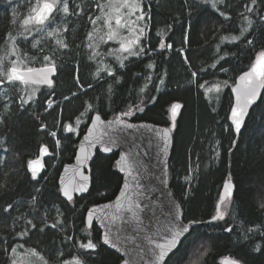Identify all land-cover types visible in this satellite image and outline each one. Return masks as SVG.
Returning <instances> with one entry per match:
<instances>
[{"label":"trees","instance_id":"1","mask_svg":"<svg viewBox=\"0 0 264 264\" xmlns=\"http://www.w3.org/2000/svg\"><path fill=\"white\" fill-rule=\"evenodd\" d=\"M144 1L152 14V21L147 31V38L142 39L143 46L146 49H156L160 42L157 31H166L167 26L171 25V31H166L163 36L166 43L174 45L171 51L167 50L162 54L156 52L151 57H135L125 61L127 67L118 73L123 79L120 84L114 86V94L109 100L106 89L112 78L93 81L91 72L95 71L96 65L87 60V50L81 49L82 55L76 56L75 44L83 40L87 29L77 25L78 18L72 17V27L76 28V32L73 33L70 29L66 38L73 44V48L71 52H66L60 61L65 66L55 77L56 96L53 99L59 102V106L44 112L46 104L32 105L28 111L19 112L13 105V112L9 114L11 118L7 123L0 124V138L5 140L9 149L8 152L0 149V185L5 186L0 188V206L13 203L14 208L18 209V211L10 209L9 213L0 211V237L11 241L15 233L24 227L23 221L14 224L15 217L19 213H30L27 201L35 194L34 189L40 188L41 206L37 208L36 214L43 216L47 210L51 220L56 217V207H59L64 212L66 233L46 229L44 234H38L34 229L29 237L24 240L16 237L14 242L26 243V247L38 243L39 247L51 256L52 264L56 261V255L52 253L53 249H60L65 253L63 258H70L67 253H74L76 249L72 248V242L65 244V234L85 237L87 234L81 229L85 226L83 221L87 210L94 205L112 200L122 183V175L115 167L118 153L112 152L104 156L97 150L91 163L89 192L75 197L72 204L61 198L59 174L65 165L73 162L79 139L87 129L90 117L99 111L102 118L110 119L117 112L126 110L130 103H134L144 110L133 109L134 114L127 117V121L149 122L168 128L171 125L170 106L173 102H180L182 108L172 133L173 147L169 160L168 184L174 198L182 205L184 222L187 223L191 219L203 222L211 219L215 214L219 194L229 171L235 185L234 203L229 206L224 220L192 228L191 234L183 239L167 264H195L205 248H210L211 252L203 258L201 264H220L221 258L225 256L230 258L243 256L248 264H264V250L251 251L257 243L264 249V238L249 233L250 239L243 240V234L249 227L264 222L258 211V193L264 181V89L259 103L250 111L237 145L230 155L229 148L232 147L235 137L234 133L228 130L230 126L228 115L232 105L231 87L236 78L243 71L248 70L261 45L257 44L253 50L244 48L242 41L235 45L228 42L220 43L221 36L237 34L240 25L237 16L239 9L230 10L232 19L225 21L218 13H214L210 6L203 4H193L189 16V8L185 6L184 0ZM75 2L79 3L80 0ZM27 4L28 2L15 4L8 0H0V39L12 28L10 21L13 13L25 14L28 10ZM189 4H192V0H189ZM186 31L190 42L183 45L182 40ZM34 38L41 39L42 46L45 47L50 43L34 32L28 41H22L21 46L31 49ZM218 44L221 51L216 54ZM181 46L185 48L184 55L188 57L189 64H185L184 57L177 53V49ZM225 52L229 55L224 60H220L216 68L210 67L215 62V58ZM232 53L236 55L233 56ZM149 59L155 60L157 68L146 69L145 65ZM77 60L80 61L79 75L84 87L87 89V83L91 82L93 89H87L86 93L81 92L76 97H71V92L77 91L74 84ZM35 66L41 65L36 63ZM222 67L227 68L228 72L221 71ZM165 70L168 73L165 77V85L157 92L154 84H158L159 80L156 77ZM192 71L197 72L198 83L207 81L208 86L216 83L223 85V81H228L217 108L205 98L204 89L188 83L192 79ZM135 73H140V78L134 77ZM149 73L153 75V84H149L144 94L137 95L139 88L145 83L143 77ZM40 89L41 91L36 94L38 102H42L51 92L47 87L40 86ZM130 90H134L131 96ZM101 94L103 99L97 100L96 98ZM65 95L71 97L69 101L63 100ZM151 96L156 97L154 102L149 99ZM86 101L93 104L96 110L81 116L85 111ZM2 112L3 109L0 107V113ZM34 113L41 114L42 121L47 125L46 130H40L41 121L33 118ZM78 117L83 122L78 126L77 131H66L63 125H74ZM52 131L57 132L55 138L49 134ZM56 139L60 141L59 146ZM218 142L221 145L219 160L214 156ZM42 145L49 149L50 156L45 160V171L37 183L31 179L27 161L38 157ZM197 155L200 169L196 173L197 178L189 185L184 180L189 157L196 162ZM186 194L187 198H185ZM34 222L39 227V220ZM226 227H232L233 231L225 232ZM89 231L94 240L100 241L101 233L95 224ZM98 252L99 255L89 258L88 264H120L118 256L104 245L101 244ZM0 264H7L3 251H0Z\"/></svg>","mask_w":264,"mask_h":264},{"label":"snow or ice","instance_id":"2","mask_svg":"<svg viewBox=\"0 0 264 264\" xmlns=\"http://www.w3.org/2000/svg\"><path fill=\"white\" fill-rule=\"evenodd\" d=\"M184 3L189 8V16H191L190 9L193 4H203L210 6L213 12L218 13L225 21L232 19L230 10L239 9L237 11V16L240 20L238 35L221 36L220 43L227 41L235 45L237 42L242 41L244 48L253 50H255L257 44L261 45L260 50L256 52L254 59L248 66V70L242 72L236 80V86L232 88L236 102L231 106V113L228 117L231 120V125L228 130L239 134L245 125V118L249 114L250 106L254 104L258 96H260V90L264 88V0H235V3H233V0H192V4H189V0H184ZM27 9V12L23 15H19L16 12L13 13L10 21L12 28L5 32L3 38L0 39V107L3 109V112L0 113V124L7 123V120L11 118L9 114L13 112V105L19 112L28 111L32 105L43 106L46 104L43 109L44 112H49V110H54V106H59V102L53 99L56 96L55 77L58 71L65 66L60 61L66 52H71L73 48V44L66 38V34L70 29L73 33L76 32V28L72 27V17L78 18L77 25L87 29L84 32L83 40L75 44L76 56L82 55L81 49L87 50V60L96 65L95 71L91 72L93 81L99 82L100 80H106L108 77L112 78L106 89L109 100L114 94V86L120 84L123 79V76L118 73L127 67L125 61L129 57H151L153 53L159 52L162 54L164 51L172 50L174 47L172 43H166L163 39L166 31H171V25L167 26L166 31H157L160 42L156 49H146L143 46L142 38H147V30L152 21V14L144 4V0H80L79 3L75 2V0H28ZM34 32L40 34L43 39H47L50 43L45 47L42 46L41 39L34 38L31 42V49L22 47V41H28ZM109 42L118 45V47H110L106 51H101V46L107 45ZM189 42V35L186 31L182 44L186 45ZM31 50L36 51L32 52ZM220 51L218 44L216 46V54L220 53ZM177 53L184 57L185 64H189L188 57L184 55L185 48L183 46L177 49ZM216 54H214V57H216ZM228 55L229 53L227 52L219 55L210 67L216 68L220 60H224ZM231 55L235 56L236 54L232 53ZM105 57H113L115 62H106ZM69 58L71 59V57ZM36 63L41 66L36 67ZM145 67L151 70L157 68V64L155 60L149 59ZM221 71L227 73L228 69L222 67ZM75 73L74 84L77 87V91L71 92V97H76L81 92L86 93L87 89H93V83L91 82L87 83V89L84 87V82H82L79 75V60L76 62ZM167 75L168 73L165 70L156 77L159 80L158 84H154L157 92L160 91L161 86L165 85V77ZM140 76V73L134 74L136 78H140ZM191 77L192 79L188 83L197 86L199 89H204L206 96L213 91L217 94L221 91L219 83L212 86H208L207 81L198 83L196 71L191 72ZM143 79L145 83L139 88L137 95L144 94L149 84H153V75L151 73L143 77ZM222 83L224 86L228 85L227 80ZM41 85L47 86L48 89H51V92L46 95L42 102H38L36 94L41 91ZM132 91L134 90H130V96ZM41 94L44 95L43 93ZM71 97L65 95L63 100L69 101ZM96 99H103V94ZM149 99L154 102L156 97L151 96ZM141 103H144V101H141ZM84 107L85 111L81 113V116L96 110L93 104L87 101ZM181 108L182 105L180 103L173 102L170 106L173 123L171 127L159 130L149 125L136 126L127 122L126 118L134 114L133 109L136 111L144 110L138 104L130 103L126 110L117 112L112 120L107 121L102 119V114L97 111L95 116L90 117L93 123V129L90 132L94 131L95 127L99 125L102 129L101 134L94 136L91 140L88 137H85V139L90 145H94L96 142H102L103 136L107 135L109 130L119 128L124 131L136 127L147 128L149 132H153L155 135L156 146L159 149L158 154H162L165 158L161 161L164 165L163 175L158 177V179L166 186L168 176L166 158L173 139L172 131L176 126L175 118ZM33 118L36 121H41L40 130L47 129V125L42 121L41 114L34 113ZM77 123H79V117L77 118ZM63 127L68 132L73 131V128L68 124H64ZM49 134L54 138L57 136L55 131ZM122 139H126V137H122ZM56 143L57 146L60 145L59 140ZM112 143L115 144L116 141L113 140ZM236 144V140H233L232 146L235 147ZM219 147L221 145L218 142V146L214 150V156L217 160L220 159L221 155ZM0 149H3L4 152L9 151L3 138H0ZM103 150L109 152L112 149L111 147H105ZM39 151L41 155L48 154L46 146L42 145ZM231 151L232 147L229 148V152ZM80 152L82 155L78 156L77 159L81 162L86 161L88 154L85 148L81 147ZM129 155L121 154L116 162V167L125 176V182L120 189L119 195L116 196L114 202L103 205L101 209L102 211L110 208L114 209L111 213L105 212V217L110 216V220H107V223L102 221V226L106 227L107 231L102 235L100 241L92 238L89 229L93 227L94 209H89L87 217L83 221L85 226L81 229L87 235L80 238L65 234V244L72 242L71 246L76 249V252L67 253L70 258L65 259L63 258L65 256L63 251L53 249L52 253L56 255L55 264H88L89 258L93 257V255H99L98 249L101 244L115 248L119 252L120 249L110 238V233L114 227H116L118 232L130 229L133 233L130 239L133 240L143 235V240L150 246L145 251L150 252L151 256L154 257V260L150 259L149 264H167L165 258L181 242L180 238L184 237L186 239L187 236L185 234H191L194 225L203 223V221L195 219L188 220L185 223L182 205L173 201L172 206L165 215L164 234L161 237L163 242H158L151 235H148L144 225V219H147V217H141V213L146 211L147 206L134 199L133 193L130 191L132 183L129 178L135 181L137 188H143V185L140 184L139 177L133 175V165L129 161ZM198 161V155L196 162H193L191 157H189L187 174L184 176L185 182L189 185H191L193 179L197 178L196 173L200 169ZM42 167L39 157L27 161V169L31 173V179L37 181V183H39L37 177ZM77 175L80 177L79 181L73 179L65 182L64 177H61L59 191L69 204L74 203L73 193L89 191V177L78 170L74 173V177ZM4 187V185H0V188ZM234 189L235 185L232 182V175L229 174L224 182L223 191L219 195L215 214L212 215L209 223L224 220L229 206L234 203ZM34 191L35 194L27 201L31 210L30 213H19L14 220V224L23 221L24 227L15 233V237H12L11 241L0 237V251L4 252L7 264H52L51 256L46 254L38 243L34 246L26 247V243L14 242L15 238L18 237L20 240H24L29 237L34 229L37 230L38 234H44L46 229H54L66 233V220L63 218L64 212L59 207H56V217L51 220H49L47 210H45L43 216L36 214L37 208L41 206V189L35 188ZM139 195L142 196L143 192H140ZM258 196V211L261 214V218H264V181H262L261 191ZM185 198H187V194ZM97 207L100 206L97 205ZM10 209L18 211L17 208H14L13 203L0 206V211L3 213H9ZM34 220H39V227ZM117 221L121 223L122 227H117ZM150 231L151 226L149 225L148 232ZM224 231L231 233L233 228L226 227ZM249 233L264 238V222L249 227L243 234L244 241L250 239ZM262 250L264 249L259 243L251 249L254 252ZM210 252V248H205L200 253L195 264H201L203 258L209 255ZM117 259L120 260V264H129V261L122 257H117ZM220 264H248V262L243 256H237L236 258L225 256L221 258Z\"/></svg>","mask_w":264,"mask_h":264},{"label":"water","instance_id":"3","mask_svg":"<svg viewBox=\"0 0 264 264\" xmlns=\"http://www.w3.org/2000/svg\"><path fill=\"white\" fill-rule=\"evenodd\" d=\"M41 86L47 87L44 85H41ZM235 86H236V81L231 87L232 105L235 104L236 102L235 94L232 92V88ZM263 89L264 88L260 90V96H258L254 104L250 106L249 113L259 103L262 97ZM180 111L181 109L178 110L177 116L175 118V125H176V120L180 114ZM230 113H231V108H230L228 117L230 116ZM96 114L97 113L93 114L92 117L95 116ZM248 115L246 116L245 121ZM169 116H170V124L172 125L173 121H172L170 109H169ZM112 119L113 118L104 119V120L107 121V120H112ZM228 120L231 125V120L229 118ZM127 122L133 125H136V126L149 125L158 130L167 128V127L155 125L149 122H130V121H127ZM91 129H93L92 119L90 120L85 133L79 139L73 162L65 165L59 174V178H58L59 189L61 187L60 181H61L62 176L64 177L65 182L69 180H73V179L75 181H79L80 177L78 175L74 177V173L78 170L80 173H83L85 176L89 177V190H90L91 163H92V160L97 150L104 156H108L112 152H117L118 153L117 160L119 159L121 154H130L129 161L133 165V175L138 176L140 180V184L143 185V188H137L135 181H132L131 178H129V181L132 183V188L130 189V191L133 193L134 199L138 200L142 205L147 206L146 211L144 213H141L142 218H144L145 216L147 217V219H144L145 231L147 232L148 235H151L153 239H156L158 242H163L161 237L164 234L163 225L166 223L165 215L167 213V210L172 206L173 201H175L176 203H178V201L174 198L169 188L168 176H167L166 186L160 182V179H158V177H161L163 175L164 165L161 163V161L165 158L162 156V154H158L159 149L156 146L157 141L155 139L154 133L149 132L147 128H143V127H136V128L128 129L124 131H121L119 128H116L114 130H109L108 134L103 136L102 142H96L94 145H90L86 141L85 137H88V139L91 140L93 139L94 136H99L102 131L99 125H97L95 127V130L92 132H90ZM174 130L175 128L173 129V131ZM242 130H243V127L241 129V132ZM241 132L239 134H236L233 132L235 136L234 140H236V142H238ZM122 137H126V139H122ZM113 140L116 141L115 144L112 143ZM81 147H84L88 154V159L83 162L77 159L78 156L82 155V153L80 152ZM105 147H111L112 150L109 152H105L103 150ZM172 147H173V139L169 147L168 157L166 158L168 168H169V160H170V156L172 152ZM235 147L232 146V151L229 153V155L234 151ZM49 156H50L49 149H48V154L46 155H41L39 151L38 157L43 167L40 169L37 179H39V177L44 173L45 160ZM228 165L230 167V158H229ZM115 167H116V163H115ZM116 170L118 171L119 174L122 175V183L116 194L117 196L119 195L120 189L125 182V176H124V173L120 172L117 167H116ZM29 174L31 175L30 172ZM229 174H231L230 171L228 172L225 180L228 178ZM224 182H223V185H224ZM223 185H222L220 193L223 191ZM88 192L73 193V199L75 197L86 195ZM140 192H143L142 196L139 195ZM60 195L64 201H67L66 198L63 197L61 193ZM116 196L108 202L98 204L100 207H97V205H94L89 208V209H94V217H93L94 223L93 224H95L100 230L101 237L107 231V228L102 226V221L107 223V220H110V216L107 218L105 217V212L111 213L114 211V209H111V208L102 211L101 210L102 206L105 204H110L111 202H114ZM88 210L85 214V218L87 217ZM209 221H211V219L204 221L203 223H198L194 225L193 228L207 225L209 224ZM149 225L151 226L150 232H148ZM117 227H122L119 221H117ZM132 235L133 233L131 232L130 229L118 232L116 230V227H114L112 232L110 233V238L112 242L118 246L120 251L117 252L115 248H111L108 245H104V246L108 250H110L112 253L116 254L118 257H122L123 259L128 260L129 264H149L150 259L154 260V257L151 256L150 252H146L145 249L150 246L147 245V242L143 240V235L136 237L134 240L130 239ZM185 236H188V234H185ZM183 239L184 237L180 238L181 242L183 241ZM181 242L177 244L176 248H174L171 252H169L168 256L165 258L166 261H168V259L178 250Z\"/></svg>","mask_w":264,"mask_h":264},{"label":"rangeland","instance_id":"4","mask_svg":"<svg viewBox=\"0 0 264 264\" xmlns=\"http://www.w3.org/2000/svg\"><path fill=\"white\" fill-rule=\"evenodd\" d=\"M8 1H12V0H8ZM144 4H145V1H144ZM147 31H148V30H147ZM238 32H239V30H238ZM238 32H237V34H235V35H238ZM142 39H143V38H142ZM225 42H227V41H225ZM110 47H118V45H115V44H113L112 42H109L107 45H102L100 50H101V51H106V50H107L108 48H110ZM168 51H171V50H168ZM132 58H135V57H129L128 60H130V59H132ZM112 59L114 60L113 57H105L106 62L109 61L110 63H114V61H112ZM216 84H217V83H216ZM212 85H214V84H212ZM212 85H210V86H212ZM220 85H221V84H220ZM225 89H226V87H225L224 85H221V91L219 92V94H217L215 91H213V92L207 94V96H206V95H205V91H203V92H204V96H205V98H206L208 101L214 103V106H216V108H217V105H219V103L221 102V99H222L223 93L225 92ZM82 122H83V120H82V119H79V123L76 122L74 125H71L72 128H73V132H76V131H77L78 126H79Z\"/></svg>","mask_w":264,"mask_h":264},{"label":"flooded vegetation","instance_id":"5","mask_svg":"<svg viewBox=\"0 0 264 264\" xmlns=\"http://www.w3.org/2000/svg\"><path fill=\"white\" fill-rule=\"evenodd\" d=\"M11 2L15 4H19V3L28 2V0H12Z\"/></svg>","mask_w":264,"mask_h":264},{"label":"bare ground","instance_id":"6","mask_svg":"<svg viewBox=\"0 0 264 264\" xmlns=\"http://www.w3.org/2000/svg\"><path fill=\"white\" fill-rule=\"evenodd\" d=\"M154 54V53H153ZM235 137V136H234ZM57 140V139H56Z\"/></svg>","mask_w":264,"mask_h":264}]
</instances>
